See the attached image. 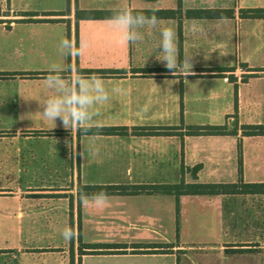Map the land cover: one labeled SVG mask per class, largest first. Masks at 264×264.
<instances>
[{"label": "crops", "instance_id": "0c3cea01", "mask_svg": "<svg viewBox=\"0 0 264 264\" xmlns=\"http://www.w3.org/2000/svg\"><path fill=\"white\" fill-rule=\"evenodd\" d=\"M177 5L0 0V264H79V234L87 243L173 244L168 252L85 253L82 264H264L263 193L181 195L178 230L173 194H109L99 207L79 203V183L264 182V134L242 133L244 124H264V18L240 16L264 0H182L183 16L159 18L174 32L178 71L156 58L155 30L132 44L109 31L107 18H76L77 7ZM214 7L234 8L235 15L185 16L189 8ZM61 38L85 47L60 56ZM53 62L65 77L89 75L79 69H126L99 76L110 99L90 125L126 132L82 135L59 118L56 125L44 120L39 100L48 94L44 78ZM146 68L156 71H139ZM206 124L238 125V134L186 132ZM146 127L173 132L142 134ZM80 142L90 149L84 155ZM72 218L74 242L60 235Z\"/></svg>", "mask_w": 264, "mask_h": 264}, {"label": "clouds", "instance_id": "9594fccd", "mask_svg": "<svg viewBox=\"0 0 264 264\" xmlns=\"http://www.w3.org/2000/svg\"><path fill=\"white\" fill-rule=\"evenodd\" d=\"M107 27L119 41L132 44L143 41L151 30H155L159 36L156 58L164 62L166 68L178 71L174 32L169 26L160 23L154 10L149 15L125 6L114 8L111 16L107 18ZM84 47L83 40L76 48L71 39L61 38L57 44V52L60 56L79 55ZM184 63L190 64L187 58ZM44 85L48 94L39 100L41 110L38 112L42 118L52 121L55 125L59 118L63 127L70 131L79 130L82 135L88 134L91 123L98 115V107L110 99L109 90L97 74L65 77L60 65L55 62L48 67ZM80 143L83 145L81 155H84L90 149L84 142ZM69 146L75 155L76 145L70 143ZM82 199L86 204L99 207L109 200V196L106 192L99 191L91 196L84 195ZM60 235L68 240L75 232L65 225Z\"/></svg>", "mask_w": 264, "mask_h": 264}, {"label": "trees", "instance_id": "16d2710c", "mask_svg": "<svg viewBox=\"0 0 264 264\" xmlns=\"http://www.w3.org/2000/svg\"><path fill=\"white\" fill-rule=\"evenodd\" d=\"M182 0H178L177 8H164V9H132L134 11H142L146 14L151 15L154 10L155 15L158 18L168 17H181L183 16L182 11ZM112 10L105 9H80L77 7L76 18H108L111 16ZM235 15L234 8H189L185 12V16L190 18H223L233 17ZM241 17L250 18H264V7H250L243 8L240 10ZM181 21L179 22V31L181 33ZM179 52H182L181 43L179 45ZM170 71V69H167ZM142 72L156 71V69L146 68L140 69ZM80 73L97 74L98 76H112L126 73V69H79ZM237 93V89H236ZM235 108L237 110V96ZM173 127H162V129H156L155 127H146L140 132L142 134H154V133H165L169 134L173 132ZM238 125L229 130L226 124H206V125H191L187 129L189 134H238ZM126 132V127L117 126H95L89 127V134H123ZM242 133L245 135H263L264 124H244L242 125ZM79 134L81 132L79 131ZM241 147V143H239ZM241 149V148H240ZM239 165L240 171L242 166V154L241 150L239 153ZM197 169V168H195ZM196 177V175H195ZM104 191L109 194H135L141 192L147 193H168L173 194L176 198V210H177V230L179 229V211H180V197L184 194H264V182H245L242 177L236 182H185L181 180L178 183H167V184H82L78 186V200L79 203L84 195H92L93 193ZM72 201V200H71ZM71 228L74 230L73 218L71 219ZM80 229V225H79ZM74 242V236L71 238ZM79 242V264H82L81 257L85 253H125L128 252V248L132 247V252H153L154 247L159 248L158 252H168V248L173 246L172 243L157 245V244H141L135 243L128 245L127 243H87L82 241V238H78ZM74 264V259H73Z\"/></svg>", "mask_w": 264, "mask_h": 264}, {"label": "built area", "instance_id": "2783aa9c", "mask_svg": "<svg viewBox=\"0 0 264 264\" xmlns=\"http://www.w3.org/2000/svg\"><path fill=\"white\" fill-rule=\"evenodd\" d=\"M228 73V72H227ZM230 73V72H229ZM226 80H228V76L225 77Z\"/></svg>", "mask_w": 264, "mask_h": 264}, {"label": "rangeland", "instance_id": "374dc122", "mask_svg": "<svg viewBox=\"0 0 264 264\" xmlns=\"http://www.w3.org/2000/svg\"><path fill=\"white\" fill-rule=\"evenodd\" d=\"M263 231H264V226H263Z\"/></svg>", "mask_w": 264, "mask_h": 264}]
</instances>
